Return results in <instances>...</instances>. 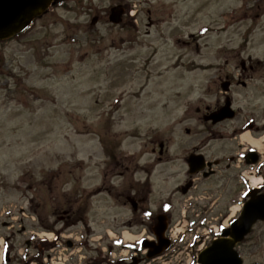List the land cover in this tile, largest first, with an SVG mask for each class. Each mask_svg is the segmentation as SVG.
Listing matches in <instances>:
<instances>
[{"label":"rangeland","instance_id":"obj_1","mask_svg":"<svg viewBox=\"0 0 264 264\" xmlns=\"http://www.w3.org/2000/svg\"><path fill=\"white\" fill-rule=\"evenodd\" d=\"M119 3L129 5L124 24L109 19ZM47 23L32 29L31 40L0 42V264L9 249L11 264L35 261L33 230L51 235L34 264H127L120 258L132 252L122 234L145 228L128 223L131 209L113 196L144 179L145 73L148 143L191 105V89L214 67L238 65L239 52L264 60V0H68ZM118 143L141 165L126 179L106 166ZM152 180L157 204L158 171ZM67 199L75 209L85 203L88 227L58 234L57 205ZM258 233L238 246L245 263L264 259Z\"/></svg>","mask_w":264,"mask_h":264},{"label":"flooded vegetation","instance_id":"obj_2","mask_svg":"<svg viewBox=\"0 0 264 264\" xmlns=\"http://www.w3.org/2000/svg\"><path fill=\"white\" fill-rule=\"evenodd\" d=\"M124 6L126 13L122 24L127 21L125 16L129 10L128 4ZM67 7L68 0H55L34 18L28 28L0 41L31 40L30 32L38 23L40 27L47 28L50 24L47 20L56 18L57 11ZM154 23L149 16L148 25ZM235 56L239 60L238 65L214 67L204 83L191 89V105L187 103L186 109L176 114L170 124L165 123L157 137L149 138L148 143L145 73L144 179L141 183L131 181L129 186L125 183L124 188L116 189L113 197L117 206L131 209L128 223L134 221L136 225L144 226L145 234L148 233L146 226L153 234L161 218L165 233L171 239L169 250L163 257L167 260L176 258L179 264L184 263L187 249L207 246L234 219L241 217L249 204L255 202L257 207L264 201V66L261 64L264 60L251 55L245 59L240 52ZM178 67L171 65L168 68L176 70ZM194 68L205 70L211 66L198 65ZM121 149L118 143L116 150L109 152L106 166H111L114 176L126 179V175L130 172L134 174L139 165L129 154H120ZM146 155H149L147 160ZM157 171L159 200L154 204L152 196L156 190L152 178ZM84 206L82 201L75 209L70 199L57 205V210L63 212L60 217L64 222V226L57 229L58 234L70 232V228L78 223L88 227L86 212L82 211ZM20 210L25 211L23 207ZM257 228L260 235L264 230L263 219L253 224L250 233ZM174 233H178L175 240L172 239ZM59 238L60 235H57V244L60 243ZM28 241L37 249L30 257L32 260L38 261L37 256L50 248L47 238L37 231ZM6 253L2 261L13 263L11 250ZM134 253L140 259L139 264H146V255L140 248L136 246ZM258 261L264 262V259ZM90 262L96 264V261ZM25 264H31V261Z\"/></svg>","mask_w":264,"mask_h":264},{"label":"water","instance_id":"obj_3","mask_svg":"<svg viewBox=\"0 0 264 264\" xmlns=\"http://www.w3.org/2000/svg\"><path fill=\"white\" fill-rule=\"evenodd\" d=\"M53 0H0V39L9 38L20 33L28 27L32 20L42 14ZM124 8L116 5L111 8L110 20L119 23L122 20ZM97 21L95 17L93 23ZM259 219L264 220V201L255 207V202L249 204V208L243 215L236 219L232 226L225 230L221 237L215 239L209 247L199 255L200 264H244L236 245L250 232L252 225ZM159 218L154 233L158 243L144 242V247H149L148 256L154 257L161 254L169 246V240L165 237V226ZM134 262V264H136ZM264 264V263H250Z\"/></svg>","mask_w":264,"mask_h":264},{"label":"bare ground","instance_id":"obj_4","mask_svg":"<svg viewBox=\"0 0 264 264\" xmlns=\"http://www.w3.org/2000/svg\"><path fill=\"white\" fill-rule=\"evenodd\" d=\"M49 237H51V235H50ZM124 237H125L126 240L131 241V240H134V238H135L136 236L133 235V234H131L130 232H127V231H126V232L124 233Z\"/></svg>","mask_w":264,"mask_h":264}]
</instances>
